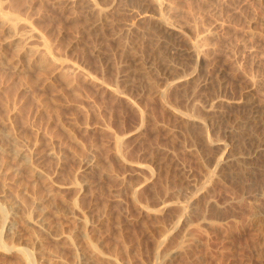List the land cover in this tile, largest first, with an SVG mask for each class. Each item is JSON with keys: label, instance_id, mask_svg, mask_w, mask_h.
Segmentation results:
<instances>
[{"label": "rangeland", "instance_id": "374dc122", "mask_svg": "<svg viewBox=\"0 0 264 264\" xmlns=\"http://www.w3.org/2000/svg\"><path fill=\"white\" fill-rule=\"evenodd\" d=\"M248 85L264 0H0V264H264Z\"/></svg>", "mask_w": 264, "mask_h": 264}, {"label": "bare ground", "instance_id": "6f19581e", "mask_svg": "<svg viewBox=\"0 0 264 264\" xmlns=\"http://www.w3.org/2000/svg\"><path fill=\"white\" fill-rule=\"evenodd\" d=\"M171 29V26H168ZM168 44V43H167ZM171 46V45H170ZM173 45L171 46L172 49ZM170 48V47H169ZM180 58L178 59H188L190 58V51L186 49H176ZM175 52V53H176ZM188 61V60H187ZM200 69L196 67L192 74H198L199 76ZM212 73H209V75ZM201 75V74H200ZM202 76V75H201ZM208 76V75H207ZM203 77L200 84L204 87L210 85V78ZM214 76V75H213ZM223 79V78H222ZM201 80V78H200ZM211 88V86H210ZM253 87L246 86L240 90V93L234 96H224L221 94H210L209 96V106H214L220 103H225L228 105L239 106V113L234 116L230 115L234 126L242 127L247 143L246 156L248 158H253L262 163L264 169V102L253 95ZM205 90V89H204ZM206 90H209L206 89ZM209 93V92H208ZM232 123V125H233ZM236 126V127H237ZM237 127V128H238ZM2 140L8 141L9 134L5 131L0 133ZM0 149L4 152H7L12 156V158L18 161L22 165H28L32 162L31 149L26 146H16L12 143L0 144ZM92 160L87 158L84 160L85 166H90ZM35 170H38L37 168ZM86 186L84 181L78 183V188L83 189ZM0 196H4V190L0 191ZM15 206V202L11 203V207ZM31 224L36 226H43L42 216L39 214L31 220ZM10 226L7 227L9 229ZM56 237H62V234H56ZM83 257V256H82Z\"/></svg>", "mask_w": 264, "mask_h": 264}]
</instances>
